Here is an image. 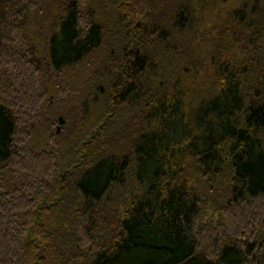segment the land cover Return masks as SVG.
I'll list each match as a JSON object with an SVG mask.
<instances>
[{
  "label": "trees",
  "instance_id": "1",
  "mask_svg": "<svg viewBox=\"0 0 264 264\" xmlns=\"http://www.w3.org/2000/svg\"><path fill=\"white\" fill-rule=\"evenodd\" d=\"M0 264H264V0H0Z\"/></svg>",
  "mask_w": 264,
  "mask_h": 264
},
{
  "label": "rangeland",
  "instance_id": "2",
  "mask_svg": "<svg viewBox=\"0 0 264 264\" xmlns=\"http://www.w3.org/2000/svg\"><path fill=\"white\" fill-rule=\"evenodd\" d=\"M69 88V87H68Z\"/></svg>",
  "mask_w": 264,
  "mask_h": 264
}]
</instances>
